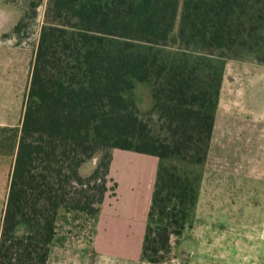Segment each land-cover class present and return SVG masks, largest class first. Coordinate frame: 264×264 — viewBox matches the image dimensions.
Here are the masks:
<instances>
[{"label": "trees", "instance_id": "trees-1", "mask_svg": "<svg viewBox=\"0 0 264 264\" xmlns=\"http://www.w3.org/2000/svg\"><path fill=\"white\" fill-rule=\"evenodd\" d=\"M230 60L264 65V0H51L24 104L0 264H48L60 210L100 212L112 150L160 160L141 257L166 263L172 239L192 227L200 194L201 179L181 165L206 163ZM139 83L151 86L149 120L135 97ZM103 152L94 173L82 176Z\"/></svg>", "mask_w": 264, "mask_h": 264}, {"label": "rangeland", "instance_id": "rangeland-1", "mask_svg": "<svg viewBox=\"0 0 264 264\" xmlns=\"http://www.w3.org/2000/svg\"><path fill=\"white\" fill-rule=\"evenodd\" d=\"M50 1L0 0V115L4 108L15 124L11 135L13 148L20 135L21 121L17 119L25 104ZM26 14L20 33L13 34ZM135 97L141 115L149 120L153 107L151 86L137 84ZM110 152L112 169L100 212L88 215L61 209L48 264H88V259L95 256L136 258L142 250L139 246L143 242L139 244V240L147 226V221H143L146 216L148 219L146 199L154 192L160 160L130 151ZM104 154L97 153L86 162L80 169L81 175L91 176ZM174 164L178 163H166ZM181 171H186L194 181L201 179L200 194L192 227L181 238L172 239L166 263L174 260L175 264L186 256L209 259L213 256L221 258V264H264V65L254 61L227 62L206 163L199 167L181 165ZM136 179L147 187L152 185V190L141 188L140 192L136 189L130 192ZM2 181L0 177V187ZM129 193L132 207L127 211L121 201ZM125 215L130 221L126 222L127 232H122L121 237L133 247H109L106 243L112 235L109 226L114 222L106 217ZM23 230L21 227L19 233Z\"/></svg>", "mask_w": 264, "mask_h": 264}, {"label": "crops", "instance_id": "crops-1", "mask_svg": "<svg viewBox=\"0 0 264 264\" xmlns=\"http://www.w3.org/2000/svg\"><path fill=\"white\" fill-rule=\"evenodd\" d=\"M22 110L24 111V106L22 107ZM23 111L21 112V114L19 115V117L17 119V122L21 121V123H18V124H22ZM8 117L9 116H6V113H5L4 108H3L1 111V115H0V171L2 170L0 172V177H2V179H3V181H2L3 183L0 187V207H3V212H2V214H0V236H1L4 213H5L7 199H8L11 174H12L13 165H14V161H15L16 153H17L18 142H19V138H20V135L18 134V136H19L17 139L18 141L16 143V146L13 148V141L11 139V135H12V130L15 127V124H14V122L11 121L10 117L9 118ZM111 169H112V167H111ZM138 181H141V180L140 179L133 180V183H135V184H131L130 192L135 190V189L138 192H140L139 190L141 188H145L149 191L152 190V185H151V187H147L144 185V183H137ZM5 193H6V200L4 199ZM152 197H153V193L151 196H149L146 199L147 200L146 212H148V213L150 210ZM131 199H132V196H131V193H129V195L124 197V199L121 201V203L123 204V208H126L127 211H129L130 208L132 207ZM101 212H102V210H101ZM127 215L117 216V217H115V216L106 217V219L108 221H110L111 223L114 222V224L112 223L109 226L110 227V233H112V235H110L108 237L109 242L108 241L106 242L109 247L119 248V249H128L130 246L133 247L129 240L124 241L121 237L122 232H125L126 231L125 229H127L126 222L130 221V219H127L128 218ZM123 218H125V219H123ZM143 221H147V216L144 218ZM120 222H123V223H120ZM104 231L107 232V228H106V230L104 229ZM145 232H146V230L141 235V238L139 240V244H140V242H143ZM111 238H113V239H111ZM142 244L139 246V248H141V249H142ZM141 254H142V250L139 251L138 256L136 258H133V257H129V258L128 257L104 258V257L95 256V257L88 259L90 261V263H88V264H150V263L143 260V258L141 257ZM212 258L215 259V261L214 260L211 261ZM211 259H209L208 257L186 256L183 259L179 258L178 260H176L177 262L175 264H221V263H223V262L220 263L221 258H217V257L212 256ZM222 260L225 261L224 258H222ZM83 262H84V259H83ZM163 264H168V263H163ZM171 264H174V260H171Z\"/></svg>", "mask_w": 264, "mask_h": 264}]
</instances>
